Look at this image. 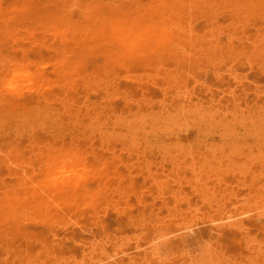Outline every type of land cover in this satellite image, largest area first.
Listing matches in <instances>:
<instances>
[{"label":"rangeland","instance_id":"374dc122","mask_svg":"<svg viewBox=\"0 0 264 264\" xmlns=\"http://www.w3.org/2000/svg\"><path fill=\"white\" fill-rule=\"evenodd\" d=\"M0 68V264H264V0H0Z\"/></svg>","mask_w":264,"mask_h":264},{"label":"bare ground","instance_id":"6f19581e","mask_svg":"<svg viewBox=\"0 0 264 264\" xmlns=\"http://www.w3.org/2000/svg\"><path fill=\"white\" fill-rule=\"evenodd\" d=\"M242 2V1H241ZM82 6V5H81ZM168 7V6H167ZM90 8V7H89ZM165 8V7H164ZM144 15V14H143ZM120 17V16H119ZM124 17V16H123ZM126 17V16H125ZM8 19V18H7ZM123 20V19H122ZM156 20V19H155ZM161 20V19H160ZM120 21V20H119ZM126 21V20H125ZM121 22V21H120ZM103 23V22H102ZM112 23V22H111ZM117 23V22H116ZM115 23V24H116ZM120 24V23H119ZM107 25H109V24H107ZM112 25H113V23H112ZM120 25H122V24H120ZM149 25V24H148ZM177 25V24H176ZM119 26V25H118ZM125 26V25H124ZM117 27V26H116ZM149 27H151V26H149ZM115 28V27H114ZM118 28V27H117ZM119 28H122V27H119ZM86 29H88V27H86ZM123 29V28H122ZM125 29V28H124ZM148 29V28H147ZM63 30V29H62ZM90 29H88V31H89ZM92 30V29H91ZM95 30V29H94ZM127 30V29H126ZM137 30V29H136ZM101 30H99V32H100ZM104 31V30H103ZM118 31V30H117ZM152 31V30H151ZM105 32V31H104ZM126 32V31H125ZM139 32V31H138ZM91 33V32H90ZM93 33V32H92ZM117 33H119V32H117ZM95 34V33H94ZM94 34H92V35H94ZM98 34H100V33H98ZM131 34V33H130ZM142 34V33H141ZM146 34V33H145ZM122 35V34H121ZM126 35V34H125ZM125 35H124V37H125ZM166 35H168V33L166 34ZM128 37V36H127ZM157 37V36H156ZM103 38V37H102ZM91 39H93V38H91ZM160 40H162V39H160ZM132 41V40H131ZM154 43V42H153ZM164 44V43H163ZM71 47V46H70ZM35 53V52H34ZM96 57V56H95ZM189 60V59H188ZM76 61H78V59L76 60ZM98 61V60H97ZM191 61V60H190ZM137 63V62H136ZM68 64V63H67ZM70 64V63H69ZM20 65V64H19ZM23 65V64H22ZM25 65H26V63H25ZM24 65V66H25ZM31 65V64H30ZM48 65V64H47ZM72 65V64H71ZM138 66V65H137ZM17 68V67H16ZM0 69H2V68H0ZM26 69V68H25ZM21 70V69H20ZM27 70V69H26ZM78 72V71H77ZM30 73V72H29ZM131 73V72H130ZM21 74V73H20ZM133 76V75H132ZM30 77V76H29ZM69 77V76H68ZM67 77V78H68ZM64 78V77H63ZM74 78V77H73ZM17 79V78H16ZM77 79V78H76ZM127 79V78H126ZM52 80V79H51ZM138 80V79H137ZM34 81V80H33ZM54 83V82H53ZM58 83V82H57ZM56 83V84H57ZM5 84V83H4ZM8 84V83H7ZM7 84H6V86H7ZM9 85V84H8ZM189 86V85H188ZM11 87V86H10ZM190 87V86H189ZM13 89V88H12ZM14 90V89H13ZM16 90V89H15ZM34 90V89H33ZM12 91V90H11ZM19 93V92H18ZM21 94V93H20ZM34 98V97H33ZM51 111V110H50ZM49 111V112H50ZM218 130V129H217ZM189 133V132H188ZM44 148V147H43ZM50 151V150H49ZM57 156V155H56ZM60 162V161H59ZM76 163V162H75ZM41 168V167H40ZM70 169H71V167H70ZM82 169V168H81ZM75 170V169H74ZM26 171V170H25ZM73 171V170H72ZM64 172V171H63ZM91 173V172H90ZM90 173H88V175L90 174ZM53 174H54V176L56 175L54 172H53ZM58 174V173H57ZM92 174V173H91ZM90 174V175H91ZM62 175V174H61ZM72 175V174H71ZM57 176V178H58V175H56ZM63 176V175H62ZM64 176H65V174H64ZM85 176V175H84ZM60 177V176H59ZM66 177V176H65ZM72 177V176H71ZM76 177V176H75ZM67 178V177H66ZM96 178V177H95ZM50 179V178H49ZM53 179V178H52ZM56 179V178H55ZM59 179V178H58ZM45 180V179H44ZM43 180V181H44ZM66 180V179H65ZM97 180H98V178H97ZM47 181V180H46ZM52 181V180H51ZM62 181V180H61ZM96 180H94V182H95ZM49 182V181H48ZM47 183V182H46ZM54 183V182H53ZM58 183V182H57ZM65 183V182H64ZM68 183V182H67ZM63 186V185H62ZM112 187V186H111ZM113 188V187H112ZM120 188V187H119ZM123 190H125V189H123ZM236 191V190H235ZM251 193V192H250ZM235 194H236V192H235ZM240 195V194H239ZM260 198V197H259ZM12 205V204H11ZM261 206H264V201H262V203H261ZM11 207V206H10ZM13 208V207H12ZM261 209V208H260ZM246 210V209H245ZM125 211V210H124ZM250 212V211H249ZM262 214H264V210H263V212H261ZM234 216V214H231L229 217H233ZM134 217V216H133ZM3 219V218H2ZM134 219V218H133ZM136 220V219H135ZM5 221V220H4ZM6 222V221H5ZM244 222H245V219H240V220H236V221H234L233 223H235L236 225H238V226H240V227H242V225L244 224ZM136 223V222H135ZM204 223V222H203ZM205 224V223H204ZM224 225V224H223ZM263 227H264V225H263ZM161 228V227H160ZM162 230V229H161ZM146 231V230H145ZM163 231V230H162ZM213 231V230H212ZM17 236V235H16ZM167 236V235H166ZM169 237V236H168ZM247 241V240H246ZM263 242V241H262ZM148 245H150V244H148ZM44 249V248H43ZM134 250V249H133ZM224 250H226V249H224ZM132 251V250H131ZM249 251H250V249H249ZM213 254V253H212ZM58 256V255H57ZM232 258V257H231ZM30 260V259H29ZM104 263V262H103Z\"/></svg>","mask_w":264,"mask_h":264}]
</instances>
